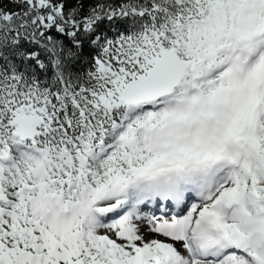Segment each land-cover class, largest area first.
I'll use <instances>...</instances> for the list:
<instances>
[{"label": "snow or ice", "instance_id": "6c2138e0", "mask_svg": "<svg viewBox=\"0 0 264 264\" xmlns=\"http://www.w3.org/2000/svg\"><path fill=\"white\" fill-rule=\"evenodd\" d=\"M0 264H264V0H0Z\"/></svg>", "mask_w": 264, "mask_h": 264}]
</instances>
